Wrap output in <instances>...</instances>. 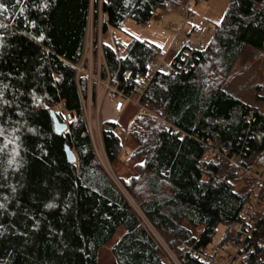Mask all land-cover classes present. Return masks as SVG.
<instances>
[{
  "label": "trees",
  "instance_id": "trees-1",
  "mask_svg": "<svg viewBox=\"0 0 264 264\" xmlns=\"http://www.w3.org/2000/svg\"><path fill=\"white\" fill-rule=\"evenodd\" d=\"M187 2L0 0V264H97L120 228L111 247L117 264H176L165 248L178 264H208L198 252L213 245L220 225L218 244L240 240L230 228L255 208L256 181L234 177L229 159L264 167V112L222 83L246 47L264 55V0H229L209 43L182 70L149 79L139 101L144 111L127 129L135 174L120 179L123 191L98 161L87 130L88 79L75 66L90 12L106 34L128 20L146 25L158 11ZM101 49L125 95L149 77L159 55L137 38L113 39V46L101 41ZM182 54L170 57L175 66ZM219 67L225 74L215 81ZM51 112L67 125L63 133H56ZM118 123L101 128L111 166L121 147ZM212 149L219 153L208 155ZM257 229L237 264H264V223ZM189 249L197 253L190 257Z\"/></svg>",
  "mask_w": 264,
  "mask_h": 264
},
{
  "label": "rangeland",
  "instance_id": "rangeland-1",
  "mask_svg": "<svg viewBox=\"0 0 264 264\" xmlns=\"http://www.w3.org/2000/svg\"><path fill=\"white\" fill-rule=\"evenodd\" d=\"M228 6L229 0H207L202 1L199 4H194L192 2L189 11V18L192 20V24L198 25L199 22L205 21L210 27V31L206 33V39L203 42L204 45L209 43L215 25L221 21ZM184 18L185 9L184 6H182L181 9L158 11L150 20V23L152 24L151 29H147L145 25L136 24L135 22L128 20L121 30L112 29L110 33L107 32L106 34H101V31L99 30V22L97 23V26L94 24L92 13L90 12L85 34V44L81 66L86 64L87 66L84 70L85 72H88L90 66L89 59L91 58L92 72H95V66L98 63L102 64L104 60L101 49V41L105 45L113 46V39L126 44L132 38H137L155 45L159 48V55L154 62L159 61L166 54L172 42L178 43V47L175 48V50H172V53L169 54V59L173 56V54L178 52L183 45V41L180 36H177L176 38L174 37L178 32L182 34L189 28L188 24L182 27ZM213 72L214 75H212V79H215V81L216 79L218 80V77L220 79L221 76L225 74L224 69L220 67L218 69L215 68ZM222 84L227 90L239 95L243 100L264 112V55L257 50L246 47L244 52L234 63V67H232L229 71V74L225 76ZM136 101L137 97H134L132 103L127 107L115 129L116 135L121 140V147L117 160L112 166L106 164L105 162L102 143L100 142L101 139H99L98 132L95 130L97 116L95 109L91 108L89 115H85L87 126L89 124V116L91 119L93 138L96 146V149L94 148L96 157L101 165V162H104V167L103 165L102 167L122 191L123 189L120 184V179L122 178L126 180L135 174L132 168V162L128 161V158L133 151V144L127 134V129L131 121L141 113L140 107L134 105ZM102 127L103 125H101V128ZM183 225H187V223L184 221ZM151 231L160 244L163 245L160 239L156 236L155 232L152 229ZM224 232V226L220 225L217 227L216 233L213 237V244H218L220 242L223 238ZM122 233L123 229L120 228L111 240L99 250L97 264H117L111 254V247L119 240ZM165 251L169 258L178 264L166 248ZM229 253L233 256L235 254V250L231 249Z\"/></svg>",
  "mask_w": 264,
  "mask_h": 264
},
{
  "label": "built area",
  "instance_id": "built-area-1",
  "mask_svg": "<svg viewBox=\"0 0 264 264\" xmlns=\"http://www.w3.org/2000/svg\"><path fill=\"white\" fill-rule=\"evenodd\" d=\"M191 1L192 0H188V2L184 5L185 18L182 25L183 27L184 25L188 24L189 28L186 29L182 34L178 32L174 37L176 38L177 36H180L183 41V45L178 51H183V54L180 57L182 62L175 66L171 62L170 58L168 59V56L170 53H172V50H175V48L178 47V43L172 42L166 54L159 61L152 63L149 77L147 79H143L142 81H138L132 86L130 95H125L123 91L120 90L117 74L109 73L104 60L102 64L98 63L95 66V72H92L91 58L89 59L90 66L88 72L82 70L81 63L75 66L77 73L84 74L88 79V96L83 102V109L85 111L84 115H89L91 108L95 109L97 115L95 130L98 132L99 139H101V125L104 126L107 124H117L126 111L127 107L132 103L134 97H137V101L134 103V105L139 106L141 112L144 111V109L139 105V101L148 86L149 79H151V77L156 72L171 71L173 73H177L178 71L182 70L186 63L192 57H194V54L202 48L204 45L203 42L206 39V33L210 31V27L205 21L199 22L198 25L192 24V20L189 18ZM98 22L99 30L101 31L100 17ZM104 22L106 23L105 20ZM145 27L147 29H151L152 24L148 22ZM178 52L175 54H178ZM124 79L126 81L130 80L127 75L124 76ZM56 109L60 110L58 106ZM89 124L87 126L88 134L92 141V145L96 149L90 116ZM211 151L208 150L207 154L210 155L211 153H219L218 150H214L215 152ZM229 161L233 165L234 177L237 179H255L256 182L252 198V204L255 206V208L242 214V220L230 228L231 231L240 234V240L235 243L223 242L220 244H213L208 250L198 252V255L201 257L202 261L208 264H237L238 253L243 250V245L246 244V240L252 237L253 233L258 231L257 227L264 223V167L254 170V168L246 166L245 161L239 156L234 159L230 158ZM101 163L104 167V162ZM201 231V227L195 228L193 230L194 236L198 237ZM231 249L235 250V254L233 256L229 253ZM190 251L191 249H189V252ZM196 253L197 252L191 251L189 256L192 257L193 254Z\"/></svg>",
  "mask_w": 264,
  "mask_h": 264
},
{
  "label": "water",
  "instance_id": "water-1",
  "mask_svg": "<svg viewBox=\"0 0 264 264\" xmlns=\"http://www.w3.org/2000/svg\"><path fill=\"white\" fill-rule=\"evenodd\" d=\"M51 114L54 119V128H55L56 133H63L67 129V125L59 123L54 113L51 112ZM64 150H65L68 161L75 162L76 160L75 155L73 154L72 150L66 144H64Z\"/></svg>",
  "mask_w": 264,
  "mask_h": 264
}]
</instances>
